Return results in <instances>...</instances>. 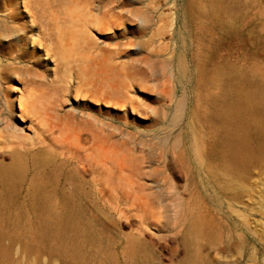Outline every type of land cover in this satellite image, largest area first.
I'll use <instances>...</instances> for the list:
<instances>
[{
  "label": "rangeland",
  "instance_id": "374dc122",
  "mask_svg": "<svg viewBox=\"0 0 264 264\" xmlns=\"http://www.w3.org/2000/svg\"><path fill=\"white\" fill-rule=\"evenodd\" d=\"M20 1L16 8L9 0H0V20L12 9L23 12L15 22H8L19 31L14 35L38 38V30L30 33L31 17L24 12ZM47 1L41 8L63 7L60 26L65 28H59L72 30L71 19L67 20L71 14L89 11L90 17L100 21L102 12L108 8L105 3L111 0ZM127 1L129 5L122 13L123 25L112 27L109 32L93 26L88 31L95 54L111 52L109 64L118 69L112 77L114 92L108 102L101 93L97 101L88 94L98 77L94 73L85 71V79H75L70 65L69 71L65 70L68 62L48 56L47 48L40 44L29 45L26 59L16 61L14 55L1 52L7 41L0 43V169L6 168L9 175L0 176L3 233L0 261L6 264H264V148L256 151L248 165L230 168L213 149L214 134L206 122L209 116L206 102L219 94V82L240 75L264 82V0H219L215 5L206 0ZM54 2L61 4L57 6ZM118 4L119 1L109 6ZM62 11H68L70 16ZM228 13L238 15L239 20L227 19ZM226 20L239 28L236 34L226 33ZM25 24L27 35L23 34ZM231 35L236 36L231 38ZM65 47L69 48V43ZM128 69L132 73H127ZM25 81L35 85L29 84L27 89ZM83 82L89 85L88 89L82 86ZM39 87L45 88L43 92L39 89L41 97L37 94ZM29 89L33 98L36 94L39 97L34 99L37 114L24 124L16 115L10 118L8 109L11 107L18 114L17 100ZM65 118L68 125L62 135L60 129ZM80 121L86 123V128ZM10 122L18 124L16 127L20 129L31 125L32 130H26L25 134L35 138L36 145L20 143L10 148L2 144L12 139L6 128ZM251 141L256 147L263 142L258 135L251 136ZM15 152L21 158L23 170L13 171L11 178L8 170ZM36 153L40 154L38 158L34 156ZM107 173L115 180L109 179V185H106ZM144 201H149L150 208ZM195 216L210 224L211 235L198 236L192 232ZM156 219L159 220L155 222ZM87 229H91L90 234Z\"/></svg>",
  "mask_w": 264,
  "mask_h": 264
},
{
  "label": "bare ground",
  "instance_id": "6f19581e",
  "mask_svg": "<svg viewBox=\"0 0 264 264\" xmlns=\"http://www.w3.org/2000/svg\"><path fill=\"white\" fill-rule=\"evenodd\" d=\"M67 2H70L69 0H66ZM81 1V0H80ZM105 2V0H103ZM119 1V4L115 7H111L109 6V4L113 5L115 4L116 2ZM137 1V0H135ZM134 1V2H135ZM207 3H209L210 5H215V4H218L219 3V0L217 1H214V0H206ZM227 1V0H226ZM43 2H45V0H21L20 1V4L22 3L21 6L24 7V12L26 14H28V16L31 17L30 21L28 22L29 25L28 27H30V33L38 30V35L37 37L38 38H29L27 36H19V34H17V36H15V32L18 33L17 31H15L16 28H14L13 26L9 25V21L12 20V22H15V19L18 20V17L19 16H22L23 12H16L15 9H12L13 11L9 12L6 16H4L5 18L2 20H0V43H2L4 40L7 41V45L6 47H4L3 49H1V52L4 53V55H14L15 57V60H21V58H24L26 59L25 57L27 56L28 54V49L27 47H29V45H32V47L36 44H40L44 47L47 48V55L50 56V55H53L55 57L56 60H59V61H65V62H68V64L66 65L65 64V70H68V68L71 66V73L73 74L74 78L75 79H80V78H84L85 77V71L86 72H90L91 73H94V75L98 76L97 79H95V82H93V89H88L87 86H89L86 82L82 84V86H84L86 89H88V94L91 95V97H94V99H98L100 97V93L102 94L103 96V100L105 102H108L110 100V98L112 97V94L114 92V88H113V81H112V77L113 76H116L115 73H116V69L117 68H114L112 65L109 64V60H111L110 58V54H107L106 52H102L101 54L100 53H97L95 54V50L93 48L94 45H92V43H90V39L88 37V31H89V28H91L92 26L93 27H100L102 30H109V29H112V27H115V26H121L124 24L125 20H124V17H123V12L125 11V9L128 7V1L127 0H111L110 3H105V7L107 6L108 8L106 10H104L102 12V17L99 20H96L93 18V16L90 17L91 13H89V11H86V12H83V11H79L77 13H73L71 14V18H67V20L71 19V25H72V30H68L66 28V31L65 29L64 30H60L59 26L61 24V20H60V12L62 10V5L60 7H56L55 5H59L57 4L56 2L55 5H53L54 3H52V7L54 8H57V9H48V8H41ZM46 2H48L46 0ZM45 2V3H46ZM73 2V0L71 1ZM78 2V0H77ZM142 2V1H141ZM218 2V3H217ZM9 3L11 6H14L16 8H18V5H19V0H9ZM66 3V2H65ZM131 3V2H130ZM199 4L202 3L201 1L198 2ZM51 4V3H50ZM68 5H71L69 3H67ZM74 4V3H73ZM80 5V2L78 3ZM140 4V3H139ZM142 4V3H141ZM264 4V3H263ZM135 5H136V2H135ZM191 5H193L191 3ZM194 5H196V3H194ZM102 6V5H101ZM225 6V5H224ZM73 7V6H72ZM216 7V6H215ZM68 8V11H71L69 10V7ZM66 8V9H67ZM74 8H75V5H74ZM78 8V7H77ZM196 8V7H195ZM193 8V9H195ZM255 8V6H254ZM2 9V8H1ZM119 10V13H116L117 10ZM228 9V8H227ZM64 10V9H63ZM83 10V9H81ZM68 11H62V13L66 12V14L68 13ZM100 11V10H99ZM200 11L204 12L205 9H201ZM227 12H229L227 10ZM71 13V12H70ZM135 13V12H134ZM224 13V12H223ZM237 13V11L235 12ZM3 14V13H1ZM64 14V15H66ZM69 14V13H68ZM90 14V15H89ZM222 14V13H221ZM220 14V15H221ZM225 14V13H224ZM63 15V16H64ZM3 16V15H1ZM70 16V14H69ZM25 17V15H24ZM225 17V16H224ZM238 19L239 20V16L238 15H235V14H229L228 13V17L227 19ZM243 18V17H242ZM62 19V17H61ZM197 19V18H196ZM63 20H66V18ZM246 20V19H245ZM225 21V20H223ZM221 21V22H223ZM17 22V21H16ZM65 22V21H64ZM63 22V23H64ZM68 22V21H67ZM65 23V26H67V24L69 23ZM217 22V21H216ZM244 22V21H243ZM257 22V21H256ZM11 23V22H10ZM27 23V24H28ZM190 23V22H189ZM226 27H227V30H226V33L229 34H236L237 29L233 22L229 20H226V22H224ZM245 23V22H244ZM27 24L25 25H22L24 26V30H23V34L26 33V29H27ZM182 24V22H181ZM221 23L218 22V25H220ZM217 25V24H216ZM241 25V24H240ZM63 25H61L60 27L63 29L65 27H62ZM237 26V25H236ZM224 27V26H223ZM224 27V28H226ZM211 28V27H210ZM214 28V27H213ZM247 28V27H246ZM21 29V28H20ZM58 30V34L56 36L55 34V30ZM251 29V28H250ZM254 29V28H253ZM29 30V29H28ZM220 30V29H219ZM242 29H240L239 31H241ZM248 30V29H247ZM192 31V30H191ZM223 31V29L221 30ZM252 31V30H251ZM21 32V31H20ZM109 32V31H107ZM249 32V31H248ZM240 33V32H239ZM244 33V32H243ZM24 34V35H25ZM224 34H225V31H224ZM258 34V33H257ZM30 35V34H29ZM239 35V34H238ZM33 36V35H32ZM225 36V35H224ZM236 36V35H234ZM231 35V38L234 37ZM221 37V35H220ZM262 37V36H261ZM264 37V36H263ZM222 38V37H221ZM226 38V37H225ZM229 38V37H228ZM248 38V37H246ZM56 39V40H55ZM92 39V38H91ZM240 39V38H239ZM249 39V38H248ZM247 39V40H248ZM262 39V38H261ZM31 40V41H30ZM222 40V39H221ZM232 40V39H230ZM235 40V39H234ZM190 41V40H189ZM243 41V40H240V42ZM230 42V41H229ZM233 42V41H232ZM239 41H237L238 43ZM239 42V43H240ZM245 42V41H244ZM255 42V40H254ZM6 43V42H5ZM70 45L69 48H66V44ZM228 43V42H227ZM235 43V41H234ZM243 43V42H242ZM248 43V41H247ZM223 44V43H222ZM225 44V43H224ZM232 44V43H230ZM258 44V43H257ZM226 45V44H225ZM236 45V44H235ZM238 45V44H237ZM246 45V44H245ZM216 46V45H215ZM214 46V47H215ZM240 46V45H238ZM248 46V45H247ZM223 47V46H222ZM225 47V46H224ZM227 47V46H226ZM230 47V46H229ZM243 47V45H242ZM257 47V46H256ZM35 48V47H34ZM37 48V47H36ZM231 48V47H230ZM224 49V48H223ZM222 49V51H223ZM233 49V47H232ZM231 49V50H232ZM242 49V48H241ZM35 50V49H34ZM216 50V49H214ZM227 50V48H226ZM230 50V49H228ZM254 50V49H253ZM257 50V48H256ZM255 50V51H256ZM261 50V49H260ZM259 50V51H260ZM31 51V49H30ZM33 52V51H32ZM226 52V51H225ZM239 52V51H238ZM31 54V52H29ZM34 53V52H33ZM213 54V53H212ZM215 54V53H214ZM218 54L219 51H218ZM229 54V53H228ZM251 54V53H250ZM29 55V54H28ZM33 55V54H32ZM36 55V54H35ZM244 55V54H243ZM252 55V54H251ZM260 56V54H258ZM34 56V55H33ZM44 57L46 55H43ZM116 56V55H115ZM234 56V55H233ZM7 57V56H6ZM30 56H28L29 58ZM232 57V56H231ZM254 57V56H253ZM27 58V59H28ZM36 58V57H35ZM43 58V57H42ZM220 57L216 58V59H219ZM9 59V58H8ZM44 59V58H43ZM215 59V58H214ZM261 59V58H260ZM14 60V61H15ZM22 61H24L22 59ZM224 61V60H223ZM249 61V60H248ZM21 62V61H20ZM62 62V64H64ZM25 63V62H24ZM44 63V62H43ZM215 64H217L216 62H214ZM261 63V62H259ZM20 64V63H19ZM61 64V63H60ZM68 65H70L68 67ZM49 67V66H48ZM68 67V68H67ZM212 67V66H211ZM246 67V66H245ZM134 68V67H133ZM132 68V69H133ZM17 69V68H16ZM14 69V72L15 70ZM23 69V68H22ZM123 69V68H122ZM121 69V70H122ZM130 70L128 69L129 71L127 72V70H125V72L129 73L133 70ZM13 70V69H12ZM26 71H28L27 69H24ZM118 70V69H117ZM20 71V69H19ZM69 71V70H68ZM124 71V69H123ZM125 72H121L125 75ZM12 75H13V71L11 72ZM10 73V74H11ZM17 73V72H16ZM26 73V72H25ZM47 73V72H46ZM130 73V74H131ZM21 74H23L21 72ZM35 74V73H34ZM37 74V73H36ZM48 74V73H47ZM119 74V73H118ZM6 75V74H5ZM9 75V74H8ZM7 75V76H8ZM15 75V74H14ZM26 74H24L25 76ZM44 75V74H43ZM42 75V76H43ZM127 75V74H126ZM243 75V74H242ZM6 76V77H7ZM101 76V77H100ZM135 76V75H134ZM146 76V75H144ZM89 76H87L88 78ZM100 77V79H99ZM128 77V76H127ZM143 77V76H142ZM27 78V77H26ZM86 78V80H87ZM93 78V77H90V79ZM96 78V77H95ZM130 78V77H129ZM136 79V77H134ZM132 77V79H134ZM85 79V78H84ZM131 79V78H130ZM134 79V80H135ZM142 79V78H141ZM144 79V78H143ZM142 79V80H143ZM11 80V79H10ZM46 80V79H45ZM94 80V78L92 79ZM137 80V79H136ZM21 81V80H20ZM24 81V80H23ZM44 81V80H43ZM48 81V80H47ZM28 85L26 86V88L28 89L30 86L29 84L31 85H35L34 82H30L28 83L27 81H25ZM46 82V81H45ZM127 82V81H125ZM144 83V82H143ZM38 86V85H37ZM36 86V88H37ZM77 86V85H76ZM81 86V87H82ZM31 87H34V86H31ZM80 87V88H81ZM206 87V86H205ZM35 88V87H34ZM217 88L219 90V94L216 95V96H211L210 99L208 100V102H206V107H208V110H209V116L207 117V123L210 124L211 126V129L213 131V134H214V137H213V143H212V147L213 149L218 153L220 159L222 160V162L230 167V168H236V167H239L241 165H248L249 163L252 162V159H253V156L255 155L256 151L259 149V148H264V82H258L257 80H252L246 76H241L240 77H237V78H234V79H224L223 81L219 82V84L217 85ZM33 89V88H31ZM43 90L45 91V88L42 89L39 87L38 88V91L39 93H37L39 96L42 92H40V90ZM30 90V89H29ZM31 91V92H30ZM30 91H27L26 94H23V96L17 100L18 102V109H19V113L18 114H15L14 113V109H8V115L11 117H13L14 115H16V117H18L22 122L27 123L28 120H30L31 118H33L35 116V113H36V105H35V101L34 99H36L38 96L36 94V91L33 90V93L36 94L35 98H33L32 96V90ZM80 91L82 92V88L80 89ZM122 91V90H120ZM72 92V91H71ZM79 92V91H78ZM44 95V94H43ZM41 97V96H40ZM46 97V95H45ZM39 98V97H38ZM44 98V97H43ZM114 98V97H113ZM112 99V98H111ZM38 100V99H36ZM43 100V99H42ZM16 102V100H13ZM35 101V102H34ZM97 101V100H96ZM40 102V101H39ZM38 102V103H39ZM43 101H41L40 103L42 104ZM47 102V101H46ZM44 103V102H43ZM118 103V102H117ZM116 103V105H117ZM39 104V105H41ZM93 104V103H92ZM38 105V108H40ZM43 105V104H42ZM103 105V104H102ZM119 107V106H118ZM50 109V108H49ZM134 109L135 106H134ZM100 110V109H99ZM117 110V109H116ZM119 110V109H118ZM131 110V109H130ZM18 111V110H16ZM38 111H40L38 109ZM43 111V109H42ZM56 111V110H55ZM70 111V110H69ZM76 111V110H75ZM59 112V111H58ZM73 112V111H72ZM117 112V111H116ZM127 112V111H125ZM41 113V112H40ZM121 113V112H120ZM37 114V113H36ZM42 114V113H41ZM78 114V113H77ZM39 115V114H38ZM72 115V114H71ZM87 115V114H86ZM37 116V115H36ZM43 116V115H42ZM85 116V115H84ZM69 117V116H68ZM80 117V116H79ZM118 117V116H117ZM116 117V118H117ZM45 118V117H44ZM62 118V117H61ZM106 118V117H105ZM63 119V118H62ZM68 119V118H67ZM70 120V119H69ZM81 122V121H80ZM134 122V121H133ZM138 122V121H137ZM63 123V128L60 129L62 135H64L65 131H66V127L68 125V121L66 120V118L64 119V121H62ZM82 123V122H81ZM86 123H82L81 125H84L85 126ZM18 126V124H16ZM16 125L14 123H8L6 124V128L8 130V132H10L11 136H12V139L9 140V141H3L2 144L4 145H7L8 147L10 148H14L16 147V145L22 143H28L27 145L29 146H35L36 143L34 142L36 139L35 138H32V137H29L25 134V131L26 130H32L30 127L31 125L29 126L27 124L26 127H23L22 129L16 127ZM88 125V124H87ZM90 128V124L88 125ZM121 127V126H120ZM86 128V126H85ZM92 128V126H91ZM203 131V130H202ZM80 132V131H79ZM57 133V132H56ZM126 133V132H125ZM85 134V133H84ZM88 134V133H87ZM86 134V135H87ZM97 135V134H96ZM260 136L263 140L262 143H260L257 147L255 145L252 144V141H251V136ZM10 136V137H11ZM100 137V135H99ZM37 138V137H36ZM92 138V137H91ZM62 139V138H60ZM58 138V140H60ZM105 139V138H103ZM95 140V139H94ZM97 140V139H96ZM123 143V142H122ZM69 144V143H68ZM103 143H101L100 145H102ZM112 144V143H111ZM75 145V144H74ZM142 145V143L140 144ZM24 147V146H23ZM26 147V146H25ZM24 147V148H25ZM137 147V146H136ZM209 147V146H208ZM102 148V147H101ZM115 148V146H114ZM123 147H121V150H122ZM112 150V149H111ZM114 150V149H113ZM33 151V149H32ZM31 151V152H32ZM90 151V150H89ZM97 151V150H96ZM209 151V150H208ZM5 152V151H4ZM3 152V153H4ZM28 152V151H27ZM34 152V151H33ZM37 152V151H36ZM98 152V151H97ZM105 152V151H104ZM103 152V153H104ZM118 152V151H117ZM121 152V151H120ZM42 153V152H41ZM107 153V152H106ZM112 153V152H111ZM110 153V154H111ZM212 153V152H211ZM11 154V153H10ZM9 154V156H10ZM32 154V153H31ZM122 154H126V152L124 151V153L122 152ZM121 154V155H122ZM2 155V154H1ZM25 155H28V153L26 154L25 152ZM112 155V154H111ZM109 155V156H111ZM118 155V153H117ZM3 156V155H2ZM13 157V163L11 164L10 168H9V174L11 176V178H13V174L12 172L15 171V172H21L23 170V166L21 165V158L18 156V154L15 152L11 155ZM30 156V155H29ZM35 158H38L40 156L39 153H36L35 155ZM100 156V155H99ZM116 156V154H115ZM88 154H86L85 158L89 160L88 158ZM126 157V156H125ZM60 158V157H59ZM114 158V157H113ZM94 159V158H93ZM126 160H128L127 158H125ZM125 159H122V160H125ZM106 160H108V158L106 157ZM117 160V159H116ZM209 160V159H208ZM5 161V160H4ZM61 161H65V160H61ZM60 161V162H61ZM73 161V160H72ZM75 161V160H74ZM73 161V162H74ZM91 161V160H90ZM139 161V159H138ZM38 162V161H37ZM36 162V163H37ZM137 162V161H136ZM27 163V162H26ZM75 163V162H74ZM91 163V162H90ZM113 163V162H112ZM116 163V162H115ZM125 163V162H124ZM129 163V161L127 162V164ZM138 163V162H137ZM208 163V162H207ZM109 164V163H108ZM114 164V163H113ZM131 164V163H130ZM133 164V163H132ZM210 164V163H209ZM90 165V164H89ZM135 165V164H133ZM208 165V164H207ZM115 166V165H113ZM136 166V165H135ZM102 168H104L103 166H101ZM116 167V166H115ZM134 168V167H133ZM247 168V167H246ZM117 169V167H116ZM44 170V169H43ZM42 170V171H43ZM47 170V169H45ZM64 170V169H63ZM112 170V169H111ZM111 170H110V173H111ZM50 171V170H49ZM77 171V170H76ZM137 169L135 170V173H136ZM44 172V171H43ZM42 172V173H43ZM97 172V171H96ZM116 172V171H114ZM134 172V171H133ZM131 172V173H133ZM64 173V172H63ZM141 172H139L140 174ZM15 174V173H14ZM80 174V173H79ZM109 173H107V176H108ZM124 174V173H123ZM122 174V175H123ZM138 174V172H137ZM9 176L6 172V168L5 170L4 169H0V176L3 178L4 176ZM41 175V174H40ZM134 175V174H133ZM106 176V177H107ZM110 176V175H109ZM106 178L107 179V183L108 182H111L110 180H112V177H109ZM125 177L127 176L126 174L124 175ZM75 177V176H74ZM73 177V178H74ZM125 177H122L125 178ZM129 176H127L128 178ZM85 178V176H84ZM215 178V177H213ZM66 179V178H65ZM82 179V178H81ZM89 179V178H88ZM87 179V180H88ZM110 179V180H109ZM126 179V178H125ZM129 179V178H128ZM5 180V179H4ZM71 180V179H70ZM83 180V179H82ZM118 180V178H117ZM72 181V180H71ZM115 181V180H112V182ZM126 181V180H125ZM50 182V181H49ZM65 182V181H64ZM74 182V181H73ZM122 181H120L121 183ZM38 183V182H37ZM44 183V182H43ZM106 185H109V183ZM117 182H115L116 184ZM119 183V185H120ZM68 184V182H67ZM92 184V183H91ZM127 182L125 183V186H126ZM140 184V183H139ZM137 184V186L139 185ZM7 185V183H6ZM99 185V184H98ZM111 186L113 185L110 184ZM124 185V184H123ZM136 186V187H137ZM140 186V185H139ZM232 186V185H231ZM4 187V186H3ZM110 187V186H109ZM114 187V186H113ZM112 187V188H113ZM130 187V186H129ZM141 187V186H140ZM143 187V185H142ZM237 187V186H236ZM41 188V187H40ZM47 188V187H46ZM45 188V189H46ZM76 188V186H75ZM74 189V188H73ZM118 189V188H117ZM120 189V188H119ZM131 189V188H130ZM133 189V188H132ZM41 190V189H39ZM79 190V189H78ZM81 190V189H80ZM110 190V189H109ZM115 190V189H114ZM47 191V190H46ZM45 191V192H46ZM67 191V190H66ZM82 191V190H81ZM111 191V190H110ZM39 192V191H38ZM44 192V191H43ZM44 192V193H45ZM83 192V191H82ZM93 192H94V189H93ZM91 192V193H93ZM116 192V190H115ZM138 192V191H137ZM12 193V192H11ZM48 193V192H46ZM95 193V192H94ZM128 193V192H127ZM129 193H131L129 191ZM140 193V192H139ZM234 193V192H233ZM39 193H37L36 195H38ZM43 194V193H42ZM83 194V193H82ZM116 194V193H114ZM138 194V193H137ZM58 195V194H56ZM75 195V194H73ZM100 195V194H99ZM109 195V194H108ZM59 196V195H58ZM61 196V195H60ZM68 196V195H66ZM97 196V195H96ZM140 196V195H138ZM144 196V195H143ZM46 197V195H45ZM55 197V196H54ZM57 197V196H56ZM62 197V196H61ZM75 197V196H73ZM146 198V196H144ZM36 198V197H35ZM50 198V196H49ZM48 198V199H49ZM58 198V197H57ZM60 198V197H59ZM58 198V199H59ZM106 198V197H105ZM6 199V198H5ZM47 199V200H48ZM65 198H63L62 200H64ZM76 199V198H75ZM84 199V197H83ZM93 199V198H92ZM95 199V198H94ZM100 199V198H99ZM3 200V199H2ZM78 200V199H77ZM81 200V199H80ZM85 200V199H84ZM98 200V199H97ZM133 200V199H131ZM139 200V198H138ZM50 201V200H49ZM82 201V200H81ZM101 201V200H100ZM140 201V200H139ZM64 202V201H63ZM98 202V201H97ZM106 202V200H105ZM141 202V201H140ZM145 202V201H144ZM143 202V203H144ZM149 202V201H148ZM148 202H145V203H148ZM52 203V202H51ZM79 203V202H78ZM101 203V202H100ZM137 203V202H136ZM151 203V202H150ZM46 204V203H44ZM98 204V203H97ZM102 204V203H101ZM155 204V203H154ZM162 204V203H161ZM165 204V203H164ZM133 205V204H132ZM149 205V203H148ZM148 205H147V208H148ZM40 206V205H39ZM66 206V205H65ZM70 206V204H69ZM142 206V205H141ZM146 206V205H144ZM185 206V205H184ZM183 206V207H184ZM45 207V206H44ZM50 207V206H49ZM54 207V206H53ZM71 207V206H70ZM134 207V206H133ZM39 208V207H38ZM51 208V207H50ZM68 208V206L66 207ZM135 208V207H134ZM149 208H150V205H149ZM1 209V208H0ZM61 209V208H60ZM77 209V208H76ZM147 210V209H146ZM145 210V211H146ZM151 210H152V204H151ZM42 211V210H41ZM43 211H44V208H43ZM50 211V209H49ZM60 211V210H59ZM68 211V210H67ZM150 210H148L147 212H149ZM38 212V210H37ZM36 212V214H37ZM73 212V211H71ZM77 212V211H76ZM159 212V211H158ZM49 212H47L48 214ZM52 213V212H51ZM63 213V211H62ZM151 213H154L151 211ZM39 214V213H38ZM76 214V213H75ZM80 214V212H79ZM145 214V213H144ZM147 214V213H146ZM150 214V213H149ZM7 215V214H6ZM49 215V214H48ZM54 215V214H53ZM77 215V214H76ZM82 215V213L80 214ZM139 213H138V217H139ZM155 215V214H154ZM33 216V215H32ZM51 216V215H50ZM61 216H64V215H61ZM141 216V215H140ZM44 217V216H43ZM1 218V217H0ZM7 218V216H6ZM26 218V217H25ZM74 218V217H73ZM160 218V216H159ZM2 219V218H1ZM35 219V216L34 218ZM60 219V217H59ZM65 219V218H64ZM63 219V220H64ZM81 219V218H80ZM141 219V218H140ZM7 220V219H6ZM43 220V219H42ZM47 220V219H45ZM50 220V219H49ZM159 220V219H158ZM157 219L154 220L155 222L158 221ZM51 221V220H50ZM74 221V219H73ZM85 221H88V220H85ZM43 222V221H42ZM49 222V221H47ZM63 222V221H62ZM76 222V221H75ZM7 223V222H6ZM23 223V222H22ZM29 223V222H27ZM44 223V222H43ZM88 223V222H87ZM91 223V222H90ZM8 224V223H7ZM6 224V225H7ZM74 224V223H73ZM71 224V225H73ZM93 224V223H92ZM143 224H145L143 222ZM51 225V224H50ZM70 225V226H71ZM85 225V224H84ZM87 225V224H86ZM146 225V224H145ZM58 226V225H57ZM75 225H73L72 227H74ZM1 227V225H0ZM52 227V226H51ZM43 228V227H41ZM44 228H46L44 226ZM54 228V227H53ZM52 228V229H53ZM59 228V227H58ZM93 228V226L91 227V229ZM47 229V228H46ZM45 229V230H46ZM60 229V228H59ZM62 229V227H61ZM70 229V228H69ZM90 229V230H91ZM40 230V229H39ZM58 230V229H57ZM90 230L88 231L87 229V232H89L88 234H90ZM191 230L194 234L198 235V236H204V235H211V232H212V228L210 226V224L201 216H195L193 217L192 219V223H191ZM13 231V230H12ZM60 231V230H59ZM75 231V230H73ZM73 231H71L70 233H72ZM45 232V231H44ZM53 232V231H52ZM63 232V230H62ZM61 232V233H62ZM84 232V231H83ZM185 232V230H184ZM60 233V235H61ZM69 233V232H67ZM76 233V232H75ZM186 233V232H185ZM5 234V233H4ZM73 234V233H72ZM77 234V233H76ZM104 234V233H102ZM187 234V233H186ZM38 235V234H37ZM58 235V233H57ZM56 235V236H57ZM3 236V233L2 231L0 230V238ZM7 236V235H6ZM75 236V234H74ZM86 238H87V234L85 235ZM89 236V235H88ZM184 236V235H183ZM10 237V235H9ZM46 237V236H45ZM61 237V236H60ZM97 237V236H96ZM95 237V238H96ZM8 238V237H7ZM12 238V236L10 237ZM66 238V237H65ZM69 238V236H68ZM73 238L75 237H72V240ZM89 238V237H88ZM98 238V237H97ZM183 238V237H182ZM185 238V237H184ZM4 239V238H3ZM38 239H40L38 237ZM110 239V238H109ZM190 239V238H189ZM94 240V239H93ZM96 240V239H95ZM61 241V240H60ZM77 241V240H76ZM113 241V240H112ZM183 243L185 240H182ZM41 243V241H38ZM69 242V241H67ZM90 242V241H89ZM93 242V241H92ZM5 243V241H4ZM51 243V242H50ZM100 243V242H99ZM186 243V242H185ZM184 243V244H185ZM61 244V243H60ZM59 244V245H60ZM71 244V243H70ZM69 244V245H70ZM193 244V243H192ZM3 245V244H2ZM29 245V244H28ZM63 245V244H62ZM72 245V244H71ZM90 245V244H89ZM104 245V244H103ZM5 246V245H4ZM25 246H26V243H25ZM30 246V245H29ZM65 246V245H64ZM82 246V245H81ZM96 246V245H95ZM136 246V244H135ZM187 246V245H186ZM1 247V246H0ZM89 247V246H88ZM130 247V246H129ZM132 247V246H131ZM190 247H191V244H190ZM5 248H7L8 250V246H5ZM34 248V247H33ZM98 248V247H97ZM105 248V247H104ZM137 248V247H136ZM24 249V248H23ZM26 249H27V246H26ZM25 249V250H26ZM32 249V247H31ZM64 249V248H63ZM89 249V248H87ZM138 249V248H137ZM5 250V249H4ZM19 250V249H18ZM72 250V249H71ZM3 251V250H2ZM1 251V252H2ZM6 251V250H5ZM4 251V252H5ZM9 251V250H8ZM7 251V252H8ZM27 251V250H26ZM25 251V252H26ZM33 250H31V253H32ZM39 251V250H38ZM56 251H58V249H56ZM92 251V250H91ZM94 251V250H93ZM30 252V250H29ZM64 252V251H63ZM65 252L67 253L68 252V248H66ZM140 252V251H139ZM10 253V252H8ZM97 253V252H96ZM133 253V251H132ZM33 254V253H32ZM61 254V251L60 253ZM90 254V252L88 253ZM100 254V253H99ZM102 254V253H101ZM4 255V253H3ZM30 255V254H28ZM92 255V254H91ZM189 255V254H188ZM1 253H0V258H1ZM7 256V255H6ZM5 256V257H6ZM9 256V255H8ZM88 256V255H87ZM101 256V255H99ZM139 256V255H138ZM143 256V255H142ZM90 257V256H89ZM88 257V259H89ZM132 257V256H131ZM135 257V256H134ZM185 257V256H184ZM4 258V257H3ZM10 258V257H9ZM7 259V258H6ZM62 259V258H61ZM140 259V257L138 258ZM9 260V259H8ZM8 260H6L8 262ZM67 260V259H66ZM99 259H97L98 261ZM136 260V259H135ZM134 260V261H135ZM142 260V259H141ZM11 261V260H10ZM68 261V260H67ZM140 261V260H139ZM137 261V262H139ZM183 261V260H182ZM2 261H0V264ZM14 262V261H13ZM62 262V261H61ZM85 262V261H84ZM5 263V261H4ZM3 263V264H4ZM63 263V262H62ZM66 264V262H64ZM70 263V262H68ZM91 263V261H90ZM97 263V262H96ZM6 264V263H5ZM8 264V263H7ZM10 264V263H9ZM15 264V262H14Z\"/></svg>",
  "mask_w": 264,
  "mask_h": 264
}]
</instances>
